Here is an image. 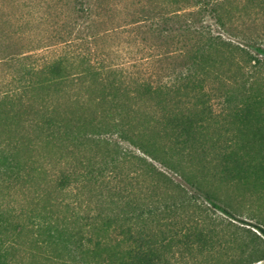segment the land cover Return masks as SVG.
<instances>
[{"label":"trees","instance_id":"16d2710c","mask_svg":"<svg viewBox=\"0 0 264 264\" xmlns=\"http://www.w3.org/2000/svg\"><path fill=\"white\" fill-rule=\"evenodd\" d=\"M68 4L53 54L11 58L22 64L0 84V264H183L212 253L196 194L217 206L214 171L222 163L221 183L242 182L249 170L228 168L242 157L240 133L264 131V0H140L128 24L139 48L103 52L94 4ZM207 16L232 36L235 18L263 25L234 42ZM147 34L163 44L139 56ZM130 49L131 73L120 59ZM227 254V264L264 261L255 241Z\"/></svg>","mask_w":264,"mask_h":264},{"label":"rangeland","instance_id":"374dc122","mask_svg":"<svg viewBox=\"0 0 264 264\" xmlns=\"http://www.w3.org/2000/svg\"><path fill=\"white\" fill-rule=\"evenodd\" d=\"M90 1L94 4V13L100 14L97 18L98 29L103 32L99 41L100 52L107 50L109 46L116 49L126 46L133 48V51L137 50L139 45L136 43L131 45L134 36L131 35V25L128 24L132 19L131 14L143 7L135 6L140 0ZM71 10L72 6L68 4V0H0V84H4L5 87V83L11 80L12 73L16 74L15 70L22 64L21 61H12L11 58L31 55L42 63L53 54L57 36L60 33L64 34ZM246 19L245 21L233 19L235 23L229 27L234 36L225 32L210 16L205 18V24L210 27L214 35L239 42L246 35L260 33L258 29L263 20H260L258 25ZM125 27L126 29H123ZM113 28H117L116 32H111ZM123 30L127 32H122ZM161 43L158 36L147 34L146 49L144 52L141 50L139 56L155 54ZM122 52L124 56L120 59L126 62L131 73V49ZM32 60L35 58L24 60V63H32L30 62ZM261 119V124H264V116H261ZM249 130L240 133L243 140L237 151L242 157L238 160V165L234 162L228 163V168L232 171L236 168L240 171V166L249 170L247 173L244 172L245 178L242 182L225 179L221 183L220 177L226 175L222 174V163H220L217 171H214L216 185L212 187L215 190L212 192L213 201L217 206L209 204L204 195L196 194L199 202H204L208 206L207 212L202 213L200 218L204 219L207 216L204 227L206 230H215L216 248L210 254L205 250L204 253H198L194 257L186 256V262L183 264H227V258L230 257L228 254L231 253L227 254V251L234 249V252H237L243 245L252 246L254 241L264 248V235L259 230L264 229V131L256 135L254 126ZM234 132L236 133V130L231 133L234 135ZM230 135L229 133L228 139ZM259 136L263 137V140L259 139ZM189 213L192 214L193 211ZM200 214L197 212L196 216Z\"/></svg>","mask_w":264,"mask_h":264}]
</instances>
